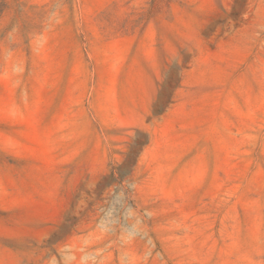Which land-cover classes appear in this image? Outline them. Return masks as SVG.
<instances>
[{
  "label": "rangeland",
  "instance_id": "rangeland-1",
  "mask_svg": "<svg viewBox=\"0 0 264 264\" xmlns=\"http://www.w3.org/2000/svg\"><path fill=\"white\" fill-rule=\"evenodd\" d=\"M0 264H264V0H0Z\"/></svg>",
  "mask_w": 264,
  "mask_h": 264
}]
</instances>
